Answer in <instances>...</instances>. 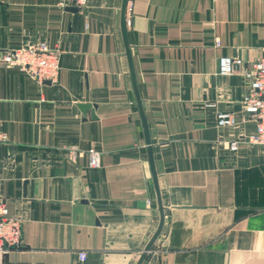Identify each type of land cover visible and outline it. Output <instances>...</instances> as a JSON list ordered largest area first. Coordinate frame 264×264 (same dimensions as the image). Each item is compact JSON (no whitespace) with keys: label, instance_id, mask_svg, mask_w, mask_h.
Here are the masks:
<instances>
[{"label":"crops","instance_id":"obj_1","mask_svg":"<svg viewBox=\"0 0 264 264\" xmlns=\"http://www.w3.org/2000/svg\"><path fill=\"white\" fill-rule=\"evenodd\" d=\"M122 3L0 0V199L22 227L7 264H136L159 227ZM126 19L164 209L143 264H264V145L243 141L256 131L250 85L219 72L222 56H264V0H128ZM41 42L61 51L57 81L1 60ZM221 112L237 123L219 126Z\"/></svg>","mask_w":264,"mask_h":264},{"label":"built area","instance_id":"obj_2","mask_svg":"<svg viewBox=\"0 0 264 264\" xmlns=\"http://www.w3.org/2000/svg\"><path fill=\"white\" fill-rule=\"evenodd\" d=\"M89 0H58V5L66 8L70 5L82 8ZM1 60L10 66L17 67L30 79L43 84L47 80L57 81L61 71V51L50 48L41 42L28 47L8 50L1 56ZM219 72L230 75L240 72L248 79L250 91L244 96L242 103L245 112L256 121L255 133L248 135L243 141L252 145H264V56L250 65H244L242 60L233 56H222L219 59ZM238 119L231 112L218 114L219 126H233ZM6 134L0 132V143L6 140ZM242 141L230 142L231 150H237ZM89 166L99 168L102 165V153L97 148L88 152ZM22 244L21 220L9 214L4 201L0 199V264H7V254L13 248ZM87 253L80 252V258L85 259Z\"/></svg>","mask_w":264,"mask_h":264},{"label":"water","instance_id":"obj_3","mask_svg":"<svg viewBox=\"0 0 264 264\" xmlns=\"http://www.w3.org/2000/svg\"><path fill=\"white\" fill-rule=\"evenodd\" d=\"M127 7H128V0H123L122 14H121V27H122V32H123V38L125 41L126 52H127V56H128V60H129L131 75H132V79H133V85L135 88L136 99H137V103H138V106L140 109V113H141V117H142V121H143V126H144V130H145L146 143L148 144L149 160L151 163V169H152L153 179H154V183H155V187H156V193H157V200H158V204H159V208H160V214H161V220H160V224H159L158 229L153 234L152 238L150 239V241L146 245L145 249L143 250V252L141 253V255L139 257V260L136 263V264H143L144 260L146 259L147 255H148V252L151 250L155 241L157 240L158 236L160 235V233L162 231V228L164 225V209H163V204H162L161 195H160L159 186H158L157 172H156L155 164H154V160H153L150 134H149L147 121H146L144 111H143V104H142V101H141V98H140V95H139V92L137 89L136 81H135V75H134V70H133V65H132V60H131V53H130V48H129L128 41H127V27H126L127 26L126 25V23H127V19H126ZM78 8L79 7H77V6H71L70 9L76 11ZM46 82H50V80H47ZM83 107L86 109H90L93 106H91V104H87V105H84Z\"/></svg>","mask_w":264,"mask_h":264}]
</instances>
